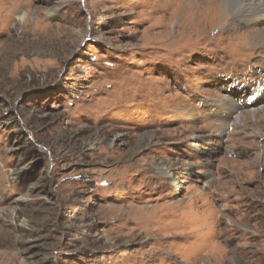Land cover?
I'll list each match as a JSON object with an SVG mask.
<instances>
[{
	"label": "rangeland",
	"instance_id": "obj_1",
	"mask_svg": "<svg viewBox=\"0 0 264 264\" xmlns=\"http://www.w3.org/2000/svg\"><path fill=\"white\" fill-rule=\"evenodd\" d=\"M256 4L0 0V264H264Z\"/></svg>",
	"mask_w": 264,
	"mask_h": 264
},
{
	"label": "bare ground",
	"instance_id": "obj_2",
	"mask_svg": "<svg viewBox=\"0 0 264 264\" xmlns=\"http://www.w3.org/2000/svg\"><path fill=\"white\" fill-rule=\"evenodd\" d=\"M211 1H215L217 2V11L221 13V18L224 19L226 17H228L230 14H233L234 17H237L236 18V21H238V19L242 20L245 22V20H255L256 18H260V15L259 14H255L257 13V9L255 11L254 14H250L249 12L251 11H254V8L257 7L258 5L260 4H256L257 3V0H255L254 3H250V2H247L248 0H211ZM250 1V0H249ZM261 6V5H260ZM259 6V7H260ZM223 10L226 11V14L224 16L223 14ZM258 10L260 11H264L263 8H258ZM233 17V18H234ZM235 19V18H234ZM233 19V20H234ZM241 21V22H242ZM234 22V21H233ZM262 23V22H261ZM254 24V23H253ZM248 25V24H247ZM257 29V28H256ZM250 31V30H249ZM252 31V29H251ZM237 33V32H236ZM247 34V33H246ZM241 35V34H240ZM256 36V35H255ZM240 37V36H239ZM242 37V36H241ZM258 37V36H257ZM238 39V38H237ZM257 44V43H256ZM244 86V85H243ZM236 93V95H240V97H236L234 96ZM245 94V90L242 88V86H240L239 88H236V87H231L229 90H228V95L227 97L225 98L224 100V105L223 107H221V110H227L228 112L235 109V106H234V102L233 100H236V103H241L244 102L245 100L243 99V96ZM234 96V97H233ZM244 100V101H243ZM259 100V103H264V94L259 96L258 99ZM231 103V104H230ZM238 106V105H237ZM216 107V106H215ZM240 107V105H239ZM238 107V108H239ZM252 107V106H250ZM263 107V106H262ZM237 108V107H236ZM259 108V107H258ZM212 109V108H211ZM220 109V108H219ZM248 110V109H247ZM253 112L256 111V109H252ZM245 111V110H244ZM260 112V111H259ZM245 114V112H244ZM263 114V113H262ZM227 115V114H226ZM233 115V114H232ZM255 115V114H253ZM252 115V116H253ZM257 116V115H256ZM227 117V116H226ZM247 117V116H246ZM238 118V117H237ZM243 118V117H242ZM241 119V118H240ZM257 119V118H256ZM242 120V119H241ZM237 123V120H235ZM240 124V122L238 123ZM241 126V125H240ZM255 127H258V126H255ZM256 132V131H255ZM258 132V131H257ZM160 167V166H159ZM169 169V168H168ZM160 171L168 176L169 178H173L172 174L169 173V171L165 168H160ZM174 180V179H173ZM172 180V181H173Z\"/></svg>",
	"mask_w": 264,
	"mask_h": 264
}]
</instances>
